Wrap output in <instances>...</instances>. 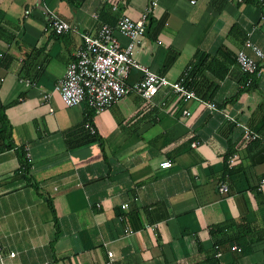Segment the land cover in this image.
<instances>
[{"label": "crops", "instance_id": "0c3cea01", "mask_svg": "<svg viewBox=\"0 0 264 264\" xmlns=\"http://www.w3.org/2000/svg\"><path fill=\"white\" fill-rule=\"evenodd\" d=\"M150 1L0 0L3 264H106V249L124 264H231L241 250L226 246L214 262L209 233L228 220L247 223L254 236L262 233L239 264H264V188L257 189L263 142L246 139L221 112L168 88L150 100L130 92L99 112L84 101L66 106L57 92L42 97L64 75L81 33L94 34L121 14L137 18ZM153 2L137 61L173 81L204 53L213 59L196 77L205 100L264 136V126L257 130L264 116V58L263 71L248 85L233 57L243 43L230 34L235 24L251 31L264 52L258 1ZM47 11L74 30L53 32ZM140 77L132 67L126 82ZM26 78L34 84L26 86ZM22 151L37 188L27 183ZM233 153L229 167L225 157ZM165 159L172 165L162 167ZM222 182L225 192L218 191Z\"/></svg>", "mask_w": 264, "mask_h": 264}, {"label": "built area", "instance_id": "2783aa9c", "mask_svg": "<svg viewBox=\"0 0 264 264\" xmlns=\"http://www.w3.org/2000/svg\"><path fill=\"white\" fill-rule=\"evenodd\" d=\"M242 1V0H238ZM192 3L195 0H191ZM153 0L145 7L137 18H131L127 14H121L115 24L102 23L94 34L81 33V44L75 50L73 56L69 59L64 75L57 80L52 90L43 93L42 97L47 99L50 94L57 92L62 102L66 106L77 105L86 102L94 111L99 112L112 104L118 99L130 92L138 93L142 98L150 100L159 90L168 88L176 93L181 99H195L204 107L221 112L224 118L239 126L243 130L246 139L260 140L264 143V136L252 130L242 121H238L226 112L223 108L210 100L199 97L193 89L185 82L187 71L177 79L169 80L163 75L151 71L142 65L134 57L137 45L142 40L145 33L149 14L153 7ZM116 8V4H113ZM26 13L28 10L25 11ZM48 26L56 34H61L74 30L73 27L53 11H47ZM120 34L128 39L126 45H122L117 38ZM4 53L0 52V58ZM264 58V52L251 39V31H246V38L242 47L238 48L235 53V60L240 69L249 75L246 83H250L252 77H257L263 71L260 60ZM135 67L141 71V77L132 84L126 82L129 71ZM26 86L34 84L30 79H23ZM189 114L188 110L183 111ZM87 127L91 133L95 132L94 126L90 121ZM195 145V142L192 143ZM235 153L226 159L227 165L232 166ZM162 167H169L172 162L165 159L160 162ZM264 188V176H262L257 185V189ZM228 190L226 182L218 186L219 192ZM127 206V203L122 205ZM237 249V246H232ZM220 252L216 255L220 256ZM15 252L10 251L9 256H14ZM2 245L0 243V263L3 264ZM106 264H124L114 254L111 249H106Z\"/></svg>", "mask_w": 264, "mask_h": 264}, {"label": "trees", "instance_id": "16d2710c", "mask_svg": "<svg viewBox=\"0 0 264 264\" xmlns=\"http://www.w3.org/2000/svg\"><path fill=\"white\" fill-rule=\"evenodd\" d=\"M259 3L260 9H261V15L262 19L264 20V0H256ZM230 34L234 37H237L241 41V44L244 42V39L246 38V32H244L238 25H233L230 28ZM235 59V55L233 56ZM213 59L207 60V56L203 53L199 54V57L196 61V63L193 61L188 65L185 69L187 71L186 79L185 82L186 84L195 91L196 94L202 96V98L206 99L207 96L203 94L200 89H201V84L199 85L200 78L196 80L197 73H201L203 68L210 69L211 63ZM203 67V68H202ZM247 75V74H246ZM203 76V75H202ZM201 76V77H202ZM247 78L249 75L246 76ZM246 78V80H247ZM245 80V82H246ZM255 82V77H252V80L248 85H253ZM89 108V107H88ZM91 109V108H90ZM3 119V116H0ZM264 126V116L260 119V122L258 124L257 130L259 131L261 127ZM259 133V132H258ZM230 155V154H229ZM227 155V156H229ZM225 157V160L228 157ZM22 162H21V167L24 169V172L28 171V177H27V183L35 188H37V185L33 183L31 176H29L30 172V165L27 164L26 158H25V152L22 151L21 154ZM227 167V165H226ZM231 172V169H227V173ZM46 201L49 202V206L51 207L50 204V199L46 198ZM210 235L214 239V250L212 254L213 261L216 262L217 257L215 256L217 251H221L224 247H231L232 245H235L238 247L239 253L235 254L234 260L232 261L231 264H239V258L244 253V249H247L249 244L253 242V240L261 238L262 233H259L257 236H254L253 230L250 228V226L247 223L240 222L236 223L232 220L224 221L222 223H217L213 225L210 228L209 231ZM255 238V239H254ZM250 247V246H249ZM215 257V259H214Z\"/></svg>", "mask_w": 264, "mask_h": 264}]
</instances>
